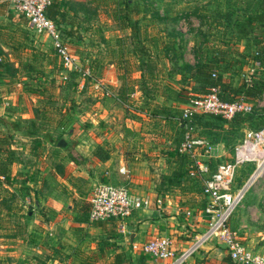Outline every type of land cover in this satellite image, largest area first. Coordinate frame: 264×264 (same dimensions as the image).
Listing matches in <instances>:
<instances>
[{
    "label": "rangeland",
    "instance_id": "rangeland-1",
    "mask_svg": "<svg viewBox=\"0 0 264 264\" xmlns=\"http://www.w3.org/2000/svg\"><path fill=\"white\" fill-rule=\"evenodd\" d=\"M257 5L258 0H103L98 13L101 18L90 25L89 35H84L87 45L96 51L94 59L99 62H85L75 56L80 71H68L65 80L60 76L61 64L49 38L31 33L21 16L11 15L8 27L0 26V39L5 48L0 50L3 57L0 169L9 164L10 172L17 171V161L25 164V170L33 168L49 152L56 163L53 172H62L58 165L67 160L65 154L73 153L74 161L82 165L86 150L95 146L96 138L104 137L102 145L118 147L116 155L130 169L128 178L119 182L129 192L142 195L158 188L169 190L173 186L167 185L163 173H170L175 163L170 157L167 159L166 151L171 148L172 157L182 136L181 108L192 95L205 91V83L184 71L181 63L193 65L200 57L212 63L210 70L217 77L226 72V79L230 78L231 83L242 81V68L255 44L251 32L242 35V26L238 23L245 21V15L251 14ZM62 37L65 38L63 34ZM120 39L122 42L117 44ZM257 49L262 52L263 46ZM82 70L87 73L82 75ZM260 74L256 73L254 78ZM112 76L114 83L109 85L105 78ZM28 83H36L42 90L38 92ZM100 83L109 89V95H102L95 87ZM162 88L168 90L170 99L161 101L157 97ZM174 89L177 91L172 92ZM258 101L263 105H254L253 111L264 119V93ZM7 121L13 124L9 126ZM192 125L194 135L213 142L214 135L209 134L208 128L201 130ZM58 139L66 141L65 145L57 147ZM27 147H31L30 152ZM253 169L250 163L241 165L235 172L232 187L238 188ZM72 173L69 172L71 178L83 180ZM14 175L16 183L25 180L27 185L33 181L34 173L31 172L30 178L21 171ZM207 175L195 177L194 185L200 184ZM256 175L259 176L241 202L249 200L260 210L264 209V187H260L264 168L257 167L253 176ZM55 178V188L64 189V186L60 188L63 185L60 178ZM130 178H142L144 182L135 184ZM185 178L189 179L187 171ZM69 182L81 186L85 196L90 194L92 185H87V181ZM27 195L32 197L31 193ZM18 200L14 192L0 183V264H48L44 254L36 253V245L29 237L28 213L33 212V205ZM126 229L131 231L128 226ZM108 237L105 243L112 241ZM20 250L22 259L15 256ZM110 258L111 255L105 261Z\"/></svg>",
    "mask_w": 264,
    "mask_h": 264
},
{
    "label": "crops",
    "instance_id": "crops-1",
    "mask_svg": "<svg viewBox=\"0 0 264 264\" xmlns=\"http://www.w3.org/2000/svg\"><path fill=\"white\" fill-rule=\"evenodd\" d=\"M1 2H3V7L0 9L2 11L0 12V26L8 27L10 16L17 14L11 9L9 0H0ZM54 2L58 5L59 11L55 18V24L65 36L64 39L70 53L74 58L75 56L81 57L85 62L92 60L99 62V59H94L96 51H92L87 45L84 35H89L90 25L93 26V22L101 18V14L99 15L98 13L99 11L101 12L103 0H55ZM99 28L102 29L101 26ZM99 28L96 27L97 30ZM121 42V39L117 40V44ZM0 48V50H5L1 39ZM0 57L3 60L2 55ZM248 63L250 61L246 60V66H244L247 67ZM244 68L242 69L244 70ZM261 68L263 69V67ZM258 69L260 70V68ZM138 76H141V74ZM105 80L108 81L109 85L114 83L113 76L112 78H105ZM32 84L28 83L30 87H32ZM134 91L137 93L139 89L136 88ZM176 91L174 89L172 92ZM168 93L167 89L162 88L161 91L159 90L157 97L161 101H166L170 99ZM255 105L261 106L263 103L257 100ZM253 107L254 105H251L249 113L240 114L244 117L240 121L232 119L223 121L220 122L221 124L217 129L213 128L211 130L213 131L214 140L212 143L207 140L212 145L211 152L208 156L201 155L200 152L195 154V159L204 162L209 172L213 171L218 162L231 159L232 147L237 143L236 141L239 142L241 140L244 132L248 130L255 131L262 124L264 120L259 122V117L253 114L245 118V115L253 112ZM7 123L9 126L13 124L12 121H7ZM7 128L9 127L7 126ZM51 139V137L48 138V144L51 143ZM101 140L106 139L104 137L103 139L96 138L97 143L94 145H100L107 150L108 158L104 161H100L92 155V146L89 150H86L84 155L86 158L83 160L84 164L82 165L80 162L74 161V158H72L74 156L73 153L70 155L65 154L67 160L60 161L63 168L58 165L62 172H53V165L56 163H54V158L51 157L52 155L49 152L43 156V159H38L33 168L29 167L25 170V164L20 161L16 162L17 171L10 172L7 169L9 164L1 167L0 183L2 187L14 192L17 198H20L18 200L20 203L31 202L33 205V212L28 213V217L31 219L28 230L32 243L36 245V253L44 254L48 258V264H139V257L141 256L146 259L142 264H169L171 259H152L147 254L133 250L131 245L144 243L154 235H164L170 239L175 251L181 252L188 247L193 236L202 233L206 229L208 222V216L202 212V208L206 203V199L201 193L202 182L195 186L194 179L196 178L188 175L189 179L181 181L179 186H173L169 190L158 188V190L142 193V195L152 199V202L155 199H160L161 204L159 207H155L153 204L149 210H138L130 216L126 226L131 231L126 229L128 241L125 242L126 237L121 236L116 231L114 221L89 222L87 219L88 199L93 187L102 180H104L102 182H108L113 185H121L122 183L119 182L124 180V178H128V173L130 172V169L125 168V174L118 173V167L124 166L122 158L116 155L118 147H105L102 145ZM177 145L174 152L182 155L177 151ZM27 150L30 152L31 147H27ZM167 150H169L166 151L168 159L171 157L170 152L172 149L167 148ZM51 160L53 161L51 162ZM167 162L170 163L171 161ZM258 168L262 170L264 166L259 163ZM71 170L74 171L72 173L74 176H80L83 180L71 178L69 176V172H72ZM20 171L26 177H29L31 172H33V181L31 183L27 182V185H25V180L24 183H16L14 178L16 175L14 173ZM163 174L168 175L169 173L165 172ZM55 176L63 182L60 188L64 186V189L58 190L55 188ZM141 180L143 179L130 178V181L135 184L136 182L143 183L144 181ZM69 181L77 183L78 181L84 183L87 181V185H92L90 194L85 196V191L81 189V186L72 185ZM148 183L151 184L152 182ZM26 186L32 188V190L27 189L28 187ZM260 187H264V181L260 184ZM27 193H31L32 197L30 198ZM263 213L264 209L259 210L254 203L245 200L236 206L226 222V227L231 231H236L240 241L252 252L264 256ZM106 236H109L108 240L112 239L110 243L104 242ZM18 239L19 241L23 240V238ZM7 240H14V238H8ZM115 253L119 255L118 260H116ZM22 255L20 250L15 256L22 259ZM109 255H111L110 261H105V258H108ZM16 261L22 262V260L18 261V259ZM22 263L26 262L23 261ZM181 264L234 263L228 258L222 242L212 238L202 243Z\"/></svg>",
    "mask_w": 264,
    "mask_h": 264
},
{
    "label": "built area",
    "instance_id": "built-area-1",
    "mask_svg": "<svg viewBox=\"0 0 264 264\" xmlns=\"http://www.w3.org/2000/svg\"><path fill=\"white\" fill-rule=\"evenodd\" d=\"M55 0H9L11 9L20 15L26 28L35 35L45 34L51 43L55 55L61 64L60 76L66 79L68 71H80L74 56L70 53L66 40L56 27L53 20L46 15V8ZM257 51L254 52L250 63L241 73L242 79L248 81L250 75L258 68L261 62ZM1 61V57H0ZM82 70V75L86 74ZM212 78L215 72L210 73ZM102 95H109L110 91L101 83L95 85ZM216 85H209L205 92L194 94L187 104L181 108L180 120L182 123V136L177 145L179 154L186 155L189 162L186 164L187 174L190 177L202 178L201 193L206 199L202 212L208 216L206 229L199 235H194L188 247L175 255L176 251L170 239L164 235H154L144 243L132 244L131 248L147 254L152 259H171L169 264H181L200 245L212 238L222 242L228 258L236 264H264V256L252 252L244 245L236 231L227 229L226 222L236 206L241 202L245 192L259 175L253 176L257 169V152L264 150V121L255 130L244 132L243 137L232 147L230 160L218 162L213 171L209 172L207 165L195 159V154L207 155L212 150V145L202 136L193 134V125L190 119L194 114L217 116L224 121L230 120L235 114L249 113L251 105L242 99L234 101L222 100ZM252 164L254 169L246 180L238 187L233 188L232 183L235 172L241 165ZM118 173L125 174L123 165L117 169ZM89 208L87 219L89 222L112 220L115 222L116 231L126 237L125 220L135 211L149 210L152 204L159 207L160 199L152 202L147 196L131 193L124 185H113L108 182L97 183L88 199Z\"/></svg>",
    "mask_w": 264,
    "mask_h": 264
},
{
    "label": "trees",
    "instance_id": "trees-1",
    "mask_svg": "<svg viewBox=\"0 0 264 264\" xmlns=\"http://www.w3.org/2000/svg\"><path fill=\"white\" fill-rule=\"evenodd\" d=\"M3 7V2L0 3V9ZM0 12H2L0 10ZM46 15L56 22V15L59 13L58 11V5L53 2L46 8ZM245 21H241L238 23V25L242 26L241 31L242 35L246 34L247 31L251 32L255 49H253L248 54V60L250 61L254 55V52L257 51L259 54V59L261 62L260 70L256 69L251 75L248 81H245L242 79V81L238 82L237 84H233L230 82V78H227V73L223 72L220 77H217L215 73V77L212 78L210 76V73L212 72L210 68H212V63L205 62L202 59L200 60V57L195 59V63L193 65H188L184 61H182L181 66L184 71H188L189 74L195 79H198L199 81L205 83V88L209 85H216L219 88V96L222 100L226 101H234L242 99L245 103H248L250 105H255L256 101L258 100L259 96L264 92V0H258V5L254 9V11L251 14L245 15ZM227 24V22H226ZM56 25V24H55ZM248 26V28H247ZM57 27V26H56ZM259 46H263L262 52L259 51ZM218 50V49H216ZM221 59H215V61H218ZM209 63V64H208ZM3 61H0V67L2 66ZM211 64V66H210ZM262 69V70H261ZM210 70V71H209ZM261 73L256 78H254L256 73ZM218 79V81L216 80ZM34 90H37L40 92L42 89L36 83L31 85ZM205 92V91H204ZM255 115L259 117V122H261L264 119H261L259 113H254V111L249 114L245 115V118L248 116ZM242 118V115L235 114L231 119L234 121H240ZM230 119V120H231ZM220 119L217 116L212 115H204V114H194L192 115V124H194L196 127L200 128L201 130H204L205 128H208L210 131L213 128H218L220 126V122H223L224 120ZM257 128V127H255ZM210 131H206V133H209ZM213 131H211L212 134ZM92 155L96 157L100 161H104L108 158V152L106 149H104L100 145H95L92 149ZM171 160H174L175 167L170 171L168 175H164V178L166 179L167 185L170 186H179L181 181L185 180L186 178V164L189 162V159L186 155H178L177 153H174L172 157H170ZM168 158V159H170ZM116 260H118L119 255L118 253H115ZM121 259V258H120ZM146 261L144 256L139 257V264H142ZM235 264V263H234Z\"/></svg>",
    "mask_w": 264,
    "mask_h": 264
},
{
    "label": "bare ground",
    "instance_id": "bare-ground-1",
    "mask_svg": "<svg viewBox=\"0 0 264 264\" xmlns=\"http://www.w3.org/2000/svg\"><path fill=\"white\" fill-rule=\"evenodd\" d=\"M258 156H257V159H258V162L264 166V150L263 151H258L257 152ZM258 167V166H257Z\"/></svg>",
    "mask_w": 264,
    "mask_h": 264
},
{
    "label": "water",
    "instance_id": "water-1",
    "mask_svg": "<svg viewBox=\"0 0 264 264\" xmlns=\"http://www.w3.org/2000/svg\"><path fill=\"white\" fill-rule=\"evenodd\" d=\"M65 145V141L63 139H58L56 142L57 147H62Z\"/></svg>",
    "mask_w": 264,
    "mask_h": 264
}]
</instances>
